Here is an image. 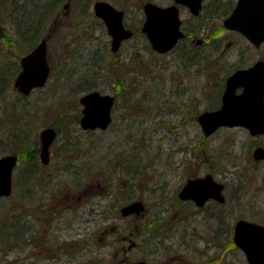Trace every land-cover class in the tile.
I'll return each instance as SVG.
<instances>
[{
    "label": "rangeland",
    "instance_id": "1",
    "mask_svg": "<svg viewBox=\"0 0 264 264\" xmlns=\"http://www.w3.org/2000/svg\"><path fill=\"white\" fill-rule=\"evenodd\" d=\"M87 1H90L92 11L96 0H74V5L67 15L63 3L54 15L48 17L45 29L49 27V21L53 20V17L60 21L48 41L47 55L52 71L47 84L33 90L28 96L30 100L32 98V103L36 104L27 112L28 115H33L32 118L36 119L34 120L37 124H26V131H32L34 128L35 131L33 130L34 133L30 134V137L37 140L41 129L55 126L59 119H65L59 117L63 111L61 108H64L70 122L65 121L62 130L58 131L56 161L59 165L69 166L70 170L63 171L58 181L70 184L74 178H99L101 184L94 181L90 185L92 192L84 194L81 201H72L76 208L70 211L66 209L65 213L55 220L57 224H62L58 231L54 229L52 235L59 244L52 242L46 247L44 230V237H31L28 240L25 235L24 241L17 249H12L6 257L0 253V259L3 262L11 260V264H134L135 261L145 258L152 264H175L176 252L173 250L176 246L172 243L173 239H178L177 234L173 236L172 231L164 229L165 225H162L157 215L164 214L165 220L170 222L177 212H198L201 216L193 223L201 237L197 240L198 248L193 249L192 258L195 263L199 264L209 258V255H213L211 264H216L223 255L224 264H247L246 257L239 248L232 246L229 240L226 244L227 235L216 234L220 219L210 217L209 213L220 212L221 209L228 210V234L233 233V225L240 215L264 224V162L247 161L239 172L238 167L232 169L234 177H227L228 203L223 207L213 202L203 210L195 208V205L189 202H184L186 204L181 207L174 203L176 201L172 199V195L176 194L189 176L202 175L206 171H213L214 177L224 182L225 167L230 165L228 160L234 161L238 158L235 155L240 156V152L242 157L248 156L256 142L264 145V136L251 139V135L239 126L222 127L205 136L200 124L185 109L186 104L181 103L192 96L196 114L209 108V104L215 106L217 98L213 97V94L220 91L219 81L221 76L228 74L230 64L236 62L239 56H244L247 63L253 62L257 56L264 57V43L256 48L242 36L226 31L227 40H232L233 43L226 46V40L221 45L220 51L224 49L227 54L224 58L213 55L208 66L202 63L195 69H184L186 63L180 57L176 58L173 51L157 55L143 38L144 34L140 28L144 20L143 5L146 0H106L123 9L128 16L127 22L134 25L137 31L135 37L127 40L118 52L113 53L110 48V34L103 22L98 19V25L95 26L94 18L83 13V6ZM153 1L161 4L170 2ZM38 3L42 2L34 0L27 6L34 7L33 12L37 19L41 15V11L35 6ZM1 9L0 24L11 33L14 32L8 21V14ZM186 15L188 16L187 13ZM75 24L81 27L75 28ZM216 28L213 26L212 30ZM215 31L213 36L225 33V30L220 28ZM9 51L0 39V58L5 54L4 59L14 61L15 58ZM205 51H210L209 43L203 46L200 52L204 54ZM214 61L219 64L212 65ZM19 71L20 68L13 81L11 80L10 86L14 89V80ZM85 80L95 83L101 92L114 94L116 97L113 121L108 129L87 131L80 124L82 105L79 98L85 91L79 92L78 85L83 84ZM122 87L128 92L122 93ZM5 93L8 97H5ZM17 100L14 91L2 92V87L0 88V116L9 117L0 120L1 123L14 121L15 118L7 113L14 112L11 105L18 103ZM175 108L178 109L174 110ZM75 117L78 120L74 121ZM1 133L4 134L3 140L14 137L16 131ZM7 139L0 142V156L12 152L8 148L13 146V143ZM228 150L235 152L228 157ZM56 161L53 160L52 163H57ZM24 165L26 164L20 162L15 170L14 198L3 199L0 214L3 212L2 207L5 209L11 205V212H16L17 216L22 217L17 221L21 230L29 226L33 230L36 228L35 232L40 233L43 231L42 227L46 228L44 223L47 220L42 216L45 212L40 211L36 227L32 225L29 215L36 203L45 199L47 192L43 189L46 183L37 184L36 178H32L29 183L21 180L16 184L18 171ZM68 188H73L75 192L82 190H76L74 185ZM120 196L128 198L127 201L141 199L146 205L142 218L135 216L127 218V221L120 217L116 219L120 230L128 227L134 239L139 241L126 258L120 252L117 253L120 236H115L112 231H104L115 223L109 212L115 209L114 204ZM91 204L97 207L95 219L88 212ZM97 204L99 205L96 206ZM102 211L104 214H101ZM192 226L194 228V225ZM158 229L161 231L158 232ZM93 232L94 242L91 241V236L86 237ZM163 233H170L172 237L167 239V246L160 247ZM149 236L151 237L145 240ZM84 237L90 239L86 240L85 245L79 241ZM205 240L209 241L211 248L206 247L208 243ZM218 246L222 249L219 250Z\"/></svg>",
    "mask_w": 264,
    "mask_h": 264
},
{
    "label": "water",
    "instance_id": "2",
    "mask_svg": "<svg viewBox=\"0 0 264 264\" xmlns=\"http://www.w3.org/2000/svg\"><path fill=\"white\" fill-rule=\"evenodd\" d=\"M190 6L193 13H198L202 0H176ZM70 2L65 4L69 8ZM147 19L142 31L148 35L154 49L166 52L173 48L184 35L181 30L179 9L176 5L159 6L153 2L146 4ZM95 14L105 23L112 37V49L117 50L120 43L132 37L133 31L124 25V11L116 8L106 0L94 3ZM228 29L241 32L247 40L259 47L264 42V0H238L230 16L224 22ZM3 27L0 24V35ZM50 34L21 58V70L14 80V86L24 95H29L34 88L46 84L50 75L48 60V39ZM243 86L241 94L236 89ZM80 124L84 129H106L112 121V109L115 95L98 89L82 94ZM205 136L212 134L221 126H245L252 134L264 133V60H258L248 68H241L232 73L226 81L221 107L206 110L198 115ZM57 136L55 127L48 126L40 131L41 160H50V146ZM255 158H264V148L254 151ZM18 162L15 153L0 157V197L10 196L13 191V172ZM224 184L212 174L189 178L181 189L182 198H192L202 204L209 198L225 200ZM144 210L142 200H135L122 208L123 214L139 213ZM235 244L240 247L250 264H264V225L246 219L235 223L233 235ZM135 264H147L144 259Z\"/></svg>",
    "mask_w": 264,
    "mask_h": 264
},
{
    "label": "flooded vegetation",
    "instance_id": "3",
    "mask_svg": "<svg viewBox=\"0 0 264 264\" xmlns=\"http://www.w3.org/2000/svg\"><path fill=\"white\" fill-rule=\"evenodd\" d=\"M68 1L70 2L69 8H65V5H64V8L66 9V11H65L66 15L68 14V12L72 9V6L74 5V3H73L74 0H67L66 3ZM150 2L158 4L159 6H162V7H167V6H170V5H176L178 7V9H179V16H180V20H181L180 27H181V30L184 33V35L178 40V42L176 43V45L173 48H171L170 50H168L166 52H160V51H157L156 49L153 48V46H152V44L150 42V39L148 38V35L144 32L143 33L144 34L143 38L146 40V43H148L149 47L153 50V52L155 54H157V55H164V54H166V53H168L170 51L171 52L173 51V53L176 54L175 57L179 59V57L181 56V52H179V49H182L183 52L185 50L193 51L192 53L191 52H187L186 53L189 56H193L195 54L196 50H197V47L205 46L207 43H209L210 47H211L213 38H217V39L220 38L221 45H222L223 42L226 41L227 37H228V34H226V31L235 33V34H237L239 36H242L243 38H245L247 40V38L241 32H239L237 30H233V29H228L225 26V24H224L225 20L230 16V14L232 13L233 9L237 5L238 0H202V6H201V8H200L198 13H193L191 8H190V6H188L187 4H184V3L177 2L176 0H170V2H168L166 4L156 3L153 0H146L144 2V5H143V11H144L143 23H145V21L147 19V13H146V9H145L146 8V4H148ZM120 10H123V9H120ZM92 11H93L94 15L98 19H100L101 22H103V20L95 14L94 5L92 7ZM186 13L188 14V16L186 15ZM127 18H128V16H126V13L124 11V24H125V26L127 28H129V29H131L133 31V35L130 38L124 39L120 43V45H119L117 50H113L112 49V42H111L112 41V37L110 35V38H111L110 39V48H111L113 53L118 52L119 49L121 48V46L127 40L135 37L136 34H137L136 28L134 27V25H132L129 22H127ZM59 23H60L59 19L56 18L55 21H54L53 26L51 27V29L49 31V34H50L49 40H50V38H52L53 30L55 29L56 26H58ZM143 23H142V25H143ZM103 24L105 25L104 22H103ZM213 25H215L217 27H220V26L224 27V28H221V29H224L225 33H223L222 35L213 36L212 35L213 34V30H212ZM105 27H106V25H105ZM140 30L142 31V26H141ZM210 31H211V34H210ZM232 43H233L232 40H227L225 42V45L229 46ZM250 44L253 45L254 47L258 48L252 42H250ZM213 55L217 56V57H220V58H224V56L227 55V54L225 53L224 49L219 51V52L214 53V52H212L211 48H210V51H205L204 54L200 52V56L204 59L203 63L205 64V66L209 65L210 59H213V57H214ZM261 59L264 60V57H258L257 56L256 59H253V62H251V63L249 62L250 63L249 64V63H247V61H245L246 58H244V56H239L238 60L236 62L231 63L230 64L231 68L227 72L228 74H226V76H221V79L219 81V82H221L220 87H219L220 91H216L213 94L214 95L213 97L217 98L216 105L215 106L214 105L213 106L210 105L209 104L210 99H209L208 104H209L210 107L205 109V110H203V111H201V112H204L206 110H215V109L221 107L222 102H223V95H224V92H225V89H226L227 78L232 73H234L236 70L241 69V68H248V67L254 65L258 60H261ZM213 64H219V63L214 61L212 63V65ZM186 67L188 69H195L196 68V63H194L193 65L192 64H189V65L185 64L184 69ZM20 68H21V64H20ZM229 71H231V72H229ZM243 90H244L243 86H240V87H238L236 89V93L237 94H241L243 92ZM210 96H211V94H209V97ZM181 103L182 104H186L185 109H187V112L191 115V117L196 119V121L198 122V115L201 112L199 114H196L195 102L193 100V97L189 96L187 98V100H182ZM211 107H213V108H211ZM177 109L178 108H175L174 110H177ZM192 113H193V115H192ZM222 127H235V126H222ZM222 127H220V128H222ZM239 127L242 130H245L249 135H251V139L255 140V139L259 138V137H263L264 136V133L252 134L250 132V130L247 127H245V126H239ZM220 128H218V129H220ZM56 142H57V139L51 144V147H50V161L48 163L44 164L42 162V160H41V157H40L41 140H40V135H39L37 137V140H36L37 149H38L37 164H35L34 166L31 165L32 166L31 167L32 171H36L37 169H39V170L45 172V177H46L45 178V183H46V186H45V189H43V190H45V192H47V195H46L45 199L43 200V202L36 203L35 207L32 208V210H30V212L31 211L32 212H31V214L29 216H30L32 225L34 227H36L37 219H39L38 217H39V215H41V212H45L42 216H43V218H45L47 220V222L44 223V226L46 225V228L42 227L41 230L43 229V231H40V233L35 232L36 228H34V230L30 228L29 234H28V240L31 237H37V236L44 237L43 232H44V230H46L45 237L43 238L44 241L45 240L47 241V242L45 241V246L46 247L49 246V244L51 245L52 242L53 243H58L57 240L53 239L54 236H52L54 229H56V231H58V229H60L62 227V224H57L55 222V220L58 218V216L64 214L66 209L69 210V211L75 209L76 206L72 205L71 202L72 201L75 202L76 201L75 199H77L78 201H81L83 199V197H84L83 196L84 194H88L90 191L92 192V189L90 188V185H92V183H94V181L98 182V184H101V179H99V178L92 179V180L83 179V178L82 179H75L74 178V180L70 184H68V183L64 184L62 182V180L58 181V179H60V176L63 174L62 172L65 171V170H70V169H69V166H67V165H59L58 161H56L57 154H58V149H56L57 148L56 147ZM254 144L255 145H253V149H252V151L250 150L248 156H243L242 157V153L240 152V156L234 154L236 157H238L237 159H235L234 161L228 160V164H230L232 166L228 165V166L225 167V173H226L225 178H224L225 181L224 182L220 181V182H222L224 184V187H223V190H222L223 194L225 196V200L224 201H220V200H217V199H214V198H209L204 203L198 204L192 198H182V197H180L179 193H180L181 189L183 188L184 184L187 182V180L189 178L202 177V176H205L207 174H212L214 176L213 171H206L202 175L189 176L186 179V181L180 186V188L178 189L176 194L172 195V199H174L176 201L174 203H176V204H178L179 206L182 207L184 204H186L184 202H189V203L194 204L195 208L200 209V210H203V209L209 207L210 206L209 203H211V202L220 205V207H223L224 205H227V203H228V200H227L228 195L226 193L228 192L227 189L229 187V183H228L227 177H232V176L234 177L232 169L235 168V167H238V172H239V170L246 164L247 161H250V162L255 161L256 163L264 162V158H255L254 157L255 149L258 148V147H263L264 148V145L262 143H260V142H256ZM232 152L234 153L235 151L228 150V157H229V155H232ZM53 160H55L57 163H52ZM81 171H84V170L81 169ZM73 177H77V176H73ZM115 179H116V183H118L119 179L117 178V176H116ZM35 181L37 182V184H39V180L38 179H35ZM70 185H72V186L74 185L76 187V190L77 189H79V190L82 189L84 192H82V190L79 191V192H77V191L75 192V190H73V188H68V186H70ZM112 198H114V197H112ZM126 199H128V198L125 197V199H124V197L120 196V199L117 201V203L114 204L115 209L113 211H110L109 214H111L113 216L112 218L115 220V223L113 225H111L110 228H105L104 229L105 233H109L110 231H112V234H114L115 236H117V235L120 236V241L117 243L119 245L117 253L120 252L121 254H123V256L125 258H126V255L135 246H137L139 244V241L134 239L135 237H133V233H132V231H129L128 227H126L127 229L125 228L124 230H120L121 229L120 226H118L116 224V219H119V217H120L122 220H126L127 221V218L130 219L131 217H135V216H136L135 218H138V216H141V218H142L145 215V211H146V205L144 204V210L139 212V214L136 213V212L129 213V214H123L122 213V208L125 205L131 203L132 201L139 200V199H134V200H131V201L130 200L127 201ZM33 204H35V203H33ZM64 204H66V205L64 206ZM98 205L99 204H97L96 206H98ZM88 212L93 217V219H95L96 215H97L96 212H98L97 211V207H95V205L91 204ZM101 214H104L103 211L101 212ZM209 215H210V217H213V216L216 217L217 220L220 219V221H218V223H217V228L215 230L216 234L220 235V236L221 235L222 236H226L227 235L226 241L229 240V234H228L229 228H228V223L226 222V217L228 216V210L227 209H221L220 212L209 213ZM157 216H158L159 221H161L162 225H165L164 229L167 228L169 231H172L173 232V236H175L177 234L176 236H177L178 239L176 241L173 239V243L171 242L173 245L176 246V249L173 250V251L176 252L175 256H174V258H175L174 263L175 264H196L195 261H194V258H192L193 249L198 248L197 247V240L200 239L201 236H200L199 232H197L196 227H195L196 225L193 222L196 221L198 216H201V215L198 212H196V213H193V212H190V213H179V212H177L174 215L173 220H171L170 222H167L165 220V215L164 214L158 213ZM88 219L91 220L90 217H88ZM88 219H87V221H88ZM240 219H246V218H244L242 215H240V216H238L236 218V221H238ZM246 220H249V219H246ZM250 221H253V220H250ZM253 222H256V221H253ZM235 223H234L233 229H232L233 233H231L232 234V239H233V235H234V231H235ZM257 223H259V222H257ZM259 224H262V223H259ZM192 225H194V228H193ZM262 225H264V224H262ZM54 226H55V228H54ZM32 231H33V236H31ZM157 231L160 232L161 230L158 229ZM93 236H95L94 232L90 233L86 237L93 238ZM86 237H84L85 240H89L90 241V239L86 238ZM150 237L151 236L145 238V240H148ZM163 237L164 238L162 240V243H161L160 247H165V246L168 245L167 239L169 237L171 238L172 234L163 233ZM91 241L94 242L93 239H91ZM205 241L208 243L210 241V239H209V241L208 240H205ZM233 242H234V239H233ZM227 243H228V241L226 242V244ZM210 245L211 244L208 243L206 245V247L207 248H211ZM234 245L237 248H239L244 253V251L240 247H238L235 244V242H234ZM218 249L220 250V249H222V247L218 246ZM205 250H207V249H205ZM217 255L215 256V258L217 257ZM244 255H245V253H244ZM193 257H195V255ZM245 257H246V255H245ZM222 258H223V255H221V257H220V262L219 263L217 262L216 264H224L225 262L223 263V259ZM245 259H246L247 264H250L248 262L247 258H245ZM139 260H141V259H139ZM144 261H146L147 264H152V262L149 261L148 259L144 258ZM212 261H213V255H209V258L201 261L199 264H211ZM135 262H134V264H135Z\"/></svg>",
    "mask_w": 264,
    "mask_h": 264
},
{
    "label": "trees",
    "instance_id": "4",
    "mask_svg": "<svg viewBox=\"0 0 264 264\" xmlns=\"http://www.w3.org/2000/svg\"><path fill=\"white\" fill-rule=\"evenodd\" d=\"M22 1V2H20ZM37 1V0H36ZM41 1L42 3H38L37 6L38 11H41L40 18L37 19V16H35L33 8L27 7L29 4L33 3L34 0H0V7L8 14L9 20L14 32H10L8 29L4 28L3 32L0 36L1 41L6 44V47L10 50V54L12 57H14V61L10 60L8 61L5 58V54L1 55L0 60V83L2 86V92H7V90L14 91L15 94L18 97V103L12 104V108L14 109V112L7 113L10 115V117L15 118L13 122H7V123H1L0 122V142H2L4 139L3 138L4 134L1 132H14L15 136L10 139L9 141L13 143V146L9 147L8 150H11L12 153H15L19 156V163L23 162L24 167H22L18 172L19 176L17 177L16 184L20 182L21 180L25 181H30L32 178H38L39 183H43L45 185V179L44 175L45 173L39 169L36 171H32L31 167L37 164V156H38V149H37V143L36 140H33L30 137V134L33 135L34 133V128L32 131L30 129H27L26 131V124L33 125L34 123L37 124V121H35V118H32L33 115H28V110L30 107L35 105L36 103H32V98H30L18 91H15L16 89L12 88L10 86L11 80L13 81V77L15 73L18 71L20 68V58L22 55L25 53L29 52L31 49L35 47V45L38 43L40 39L44 38L50 31L51 27L54 24V21L56 17H53L54 19L49 21V27L45 29V25L47 24L48 17L51 16L52 14L57 11L58 8L67 0H38ZM90 1L85 2L83 6V13L86 15H90L93 20L95 21V26L98 25V18L94 15L93 11H90ZM1 9V8H0ZM1 9V11H2ZM8 11V12H7ZM87 22V21H84ZM80 23V22H79ZM75 28H80L81 26H77V24L74 25ZM215 26V25H213ZM201 27V26H200ZM217 27V26H215ZM198 28V27H197ZM218 28H222V26L217 27L216 29L213 30L217 32ZM47 31V32H46ZM211 34V31H210ZM213 35V34H212ZM18 39H21L20 41H17ZM21 42V44H20ZM20 45V47H19ZM203 47V46H202ZM202 47H197V50L193 56H189L186 53L187 52H193L189 50H185L183 52L182 49H179V52H181V59L183 62H186V64H196V67H199L202 65L204 62V59L200 56V51ZM17 48V50H15ZM211 50L212 52L216 53L219 52L221 49V40L220 38H213L212 44H211ZM7 60V61H5ZM96 63V62H94ZM89 81L85 80L84 83H80L78 85L79 87V92L81 91H90L97 89L95 83H88ZM88 83V84H86ZM86 84V85H84ZM83 85V86H81ZM81 86V87H80ZM37 90V89H36ZM130 91V89H129ZM137 91V90H136ZM135 91V93H136ZM128 92V90L124 89L122 87V93ZM5 97H8L5 93ZM42 99V98H40ZM40 101V100H38ZM37 101V102H38ZM57 107V106H55ZM63 111L59 117H65V119L61 120L59 119L55 123V127L57 130L60 132L63 128L64 122H70L68 121V113L65 112L64 108H61ZM6 114V115H7ZM4 118L8 119V116H0V120H5ZM35 119V120H34ZM77 118L75 117L74 121ZM78 120V119H77ZM32 121V122H30ZM63 121V122H62ZM36 127V126H35ZM34 130V131H33ZM7 139V140H8ZM4 149H2L3 151ZM32 165V166H31ZM29 169L31 171H29ZM22 174V176H20ZM45 188V187H44ZM14 191L13 194L9 197H4L0 199V206L3 203V199H12L14 198ZM13 200V199H12ZM15 203V201H13ZM12 206L9 205L5 209H1L3 211L0 214V253L2 254L3 257H6V255L12 251V249H17L18 245L24 241V236H28L30 227L24 228V230H21L19 227V224H17V221H20L22 219L21 216H17L16 212H11ZM11 212V213H10ZM5 216L7 218L5 219ZM21 217V219H19ZM27 221V220H26ZM21 225V224H20ZM22 238V239H21ZM95 236H93L94 240ZM21 239V240H20ZM80 243L86 244V240L80 239ZM229 242L232 246H234V242L231 236V233H229ZM17 259V258H16ZM11 260H6L3 262V260L0 259V264H11Z\"/></svg>",
    "mask_w": 264,
    "mask_h": 264
}]
</instances>
